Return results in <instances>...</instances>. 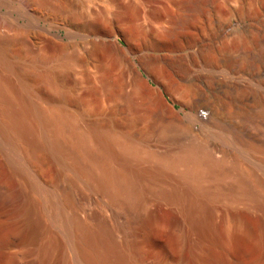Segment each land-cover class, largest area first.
<instances>
[{"label":"bare ground","instance_id":"1","mask_svg":"<svg viewBox=\"0 0 264 264\" xmlns=\"http://www.w3.org/2000/svg\"><path fill=\"white\" fill-rule=\"evenodd\" d=\"M19 1L24 6L27 1L41 0ZM54 1L62 15H57V24L73 26L72 18L62 14L63 0ZM93 20L84 17L78 24L85 39L92 40V36L99 34V24ZM6 28L9 33L0 32V67L3 69L0 70V151L5 161L19 172L17 163L29 170L35 154L40 149L46 150L68 169L70 177L61 196L57 190L42 184L36 174L30 183L22 182L23 201L11 216L15 236L8 237L0 228V254L19 259L22 264H27L29 259L34 264H153L142 258L145 247L152 243L143 214L156 196L177 211L188 242L190 264H264V24L261 35L254 40V47L244 58L245 65L240 66L230 57L219 58L224 67L220 71L226 79L228 75L232 77L235 80L232 83L214 71L198 44H186L183 49L199 61L198 68L209 74L206 78L213 79L218 92L227 88L232 95L233 112L225 119L228 102L222 95L212 99L200 97L192 105L183 106L181 111L186 112L183 117L162 105L159 112L162 125L154 133L156 142L169 144V149L164 151L155 149L152 141L138 131H121L114 115L120 112V102L136 94L143 83L147 84L137 67L149 79L152 72L160 70L177 75L184 66L177 58L167 62L159 55L144 54L139 47L131 46L124 47V52L117 48L112 56L105 49V42L100 44L101 39L98 44L106 45L105 48L98 46L97 49L98 44L90 41L98 51L85 63L98 69L111 59L120 88L114 99H110L107 129L81 127L75 115L66 113L65 109H54L39 102L41 95L32 86V78L37 77L57 89L58 74L42 66L40 59H32L28 64L16 63L11 53L15 46L24 44L23 31L18 27ZM148 44L152 51L159 48L154 41ZM134 55L138 56L136 64L127 58ZM193 78L195 76L190 80ZM244 80L252 82L255 91L246 92L242 85ZM145 88L149 93L158 90ZM196 124L217 141L206 138L204 132L196 133L193 129ZM132 125L127 123L130 129ZM10 152L18 156L11 159ZM172 177L174 181L162 185L144 182L145 179ZM223 178L231 179L227 188L206 182ZM78 183L90 192L91 200H100L102 209L111 211V222L100 212L87 213L84 219L79 215L73 196V188ZM153 185L164 187L165 191L160 187V191L151 190ZM212 186H224V189ZM85 198L89 201L88 195ZM223 206L227 208L222 209ZM236 206L254 213L261 221L255 238L256 256L251 262L242 260L252 249H245L243 238L246 235L237 233L236 224H230L233 220L228 208ZM220 214L224 238L218 231ZM60 223L66 241L61 259L56 257L57 235L51 231ZM159 256L158 264H184L170 247H163Z\"/></svg>","mask_w":264,"mask_h":264},{"label":"rangeland","instance_id":"2","mask_svg":"<svg viewBox=\"0 0 264 264\" xmlns=\"http://www.w3.org/2000/svg\"><path fill=\"white\" fill-rule=\"evenodd\" d=\"M107 1L108 5L99 0H63L62 14L72 18L73 21V26L67 27L57 24L56 17L61 13L54 0L27 1L24 6L19 0H0V32L9 33L6 26L18 27L23 31L21 36L24 44L14 47L13 54L11 53L13 60L18 64H28L32 59H40L42 66L53 69L58 74L57 89L41 82L37 77L32 78V86L41 95L39 102L42 101L43 105L54 109H65L66 113L75 115L81 127L95 126L107 129L110 119L108 114L110 99H114L113 97L120 88L119 76L111 59L105 61L98 69L85 63L89 57L96 55L97 49L105 42L107 46L103 44L101 48L106 46L105 49L109 50L108 53L112 56L117 48L124 52V47L131 46L136 49L139 47L138 49L144 54L147 52L154 56L159 55L167 62L177 58L184 64L180 67L181 70L177 71V75L160 70L156 73L152 72V79H149L146 73L137 67L148 85L142 82L141 86H146H140L136 94H131L130 98H125V101L120 102L122 107L119 108L120 112L114 115V120L119 122L121 131H138L140 135L152 141L155 149L164 151L169 149V144L156 142L154 133L162 125L159 114L162 105H166L177 116L183 117L186 114L185 111H181L183 106L192 105L200 97L212 99L217 95H222L223 99L228 102L225 119L229 117L233 112L232 95L227 92V88L218 92L220 90L214 84L213 79L206 78L209 74L198 68L199 61L194 59L193 55L189 56L190 54H187L184 49L186 44L191 42L198 44L199 50L202 48V56L206 57L204 59L208 63L211 62L214 71L217 70L216 73H219L220 77L226 79L227 76L220 71L224 67L219 60L223 57H230L240 66L245 65V56L254 47V40L261 35V26L264 24V0ZM84 17L94 19L93 21L99 24V34L91 37L96 42L94 45L101 41L97 49L96 46L91 45L93 41L90 38L86 40L83 31L79 29L78 24L83 22ZM148 41L156 42L159 48L152 51ZM137 57L136 55L127 56L132 63L134 61V64L138 62ZM0 70L3 71L1 67ZM194 76L195 78L190 80ZM229 77L228 75L226 81L229 83L235 81ZM242 85L246 92L256 89L255 85L247 80H244ZM147 86L158 90L156 93H149L145 88ZM224 90L226 92H223ZM127 123L133 124L132 129L127 126ZM193 129L198 134L204 132L205 137L211 141H217L216 137L206 132L200 124L194 125ZM17 156L15 153L11 159ZM145 165L153 166V164ZM16 166L19 172L5 161V156L0 151V216L2 217L0 228L8 237L15 236L13 232L15 225L12 223L11 216L16 214L15 207L23 201L20 187L22 182L30 183L33 175L36 174L42 184L57 190L58 195L61 196L63 189L69 185L70 177L68 169H65L59 161L43 149H40L32 158L29 170L23 169L21 163H17ZM170 180L174 181V178L145 179L144 182L162 185ZM206 182L222 184L227 188L226 185L231 182V179H209ZM153 186L151 190H159L160 186ZM212 187L224 189V186ZM161 188L164 187H160V190ZM162 191H165V188ZM87 195L89 201L85 198ZM73 196L77 204L75 210L83 219L87 213L100 212L99 214H103L111 222V211L102 209L100 200H91L90 192L86 191L80 183L74 186ZM153 197L155 199L150 200L143 214L147 224V235L152 242L150 246L145 247L142 254L143 260L158 264L161 249L166 246L173 248L176 258L181 259L184 264H190L188 242L181 228L177 211L172 206L160 202L156 196ZM219 200L222 199L219 198ZM220 206H222L221 203ZM225 208L227 207H222V209ZM68 211L64 213L65 216L68 215ZM228 211L234 222L230 224L232 226L236 224V231H239L237 233L246 235V238H243L246 248L244 244L243 247L248 250L255 249H250V255L248 253L244 256L245 259L242 258L245 262H251L256 256L255 238L261 227V221L257 215L240 206L229 207ZM221 220L222 215L220 214L218 231L224 238ZM51 231L52 234L55 232L54 236L57 235L55 237L60 249L57 248V253H55L56 257H59L63 255V247L66 248L61 223ZM119 238L117 237L118 240ZM232 251L236 256L237 253ZM31 262L32 260L29 259L27 264H34ZM0 264H22V262L0 254Z\"/></svg>","mask_w":264,"mask_h":264}]
</instances>
